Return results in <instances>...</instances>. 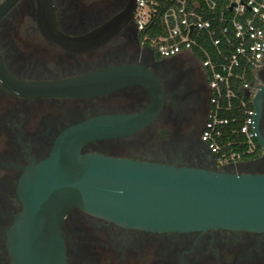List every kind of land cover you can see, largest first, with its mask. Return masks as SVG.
Here are the masks:
<instances>
[{"label":"flooded vegetation","instance_id":"obj_1","mask_svg":"<svg viewBox=\"0 0 264 264\" xmlns=\"http://www.w3.org/2000/svg\"><path fill=\"white\" fill-rule=\"evenodd\" d=\"M12 2L0 13V264H12L7 241L23 210L20 180L76 127L96 122V129L110 136L85 144V155L222 168L201 139L211 97L207 70L197 57L166 59L144 45L135 23L137 0ZM101 30L114 35L94 47ZM57 32L80 51L63 46ZM112 68L121 70L110 93L31 97L20 88ZM125 68L131 78L124 77ZM125 83L130 86L124 88ZM250 84L257 142L264 143V58ZM238 173L264 174V148ZM63 235L67 264H264V232L159 233L125 228L75 209L67 215Z\"/></svg>","mask_w":264,"mask_h":264},{"label":"water","instance_id":"obj_2","mask_svg":"<svg viewBox=\"0 0 264 264\" xmlns=\"http://www.w3.org/2000/svg\"><path fill=\"white\" fill-rule=\"evenodd\" d=\"M12 3L1 4L0 13ZM97 34L94 47L114 32ZM58 35L67 49L80 51ZM263 58L264 46L261 62ZM120 70L20 88L31 97L110 93ZM123 75L133 74L125 68ZM253 125L256 130L255 113ZM108 137L96 122L81 125L57 140L48 159L28 169L18 186L23 210L8 233L12 264H67L63 226L75 209L125 228L159 233L218 228L264 232V174H239V166L205 170L82 153L88 142ZM258 143L264 148L260 139Z\"/></svg>","mask_w":264,"mask_h":264},{"label":"built area","instance_id":"obj_3","mask_svg":"<svg viewBox=\"0 0 264 264\" xmlns=\"http://www.w3.org/2000/svg\"><path fill=\"white\" fill-rule=\"evenodd\" d=\"M158 18L162 33L143 44L166 59L194 55L207 70L211 97L201 139L218 166L258 157L250 82L261 64L264 0H138L140 34Z\"/></svg>","mask_w":264,"mask_h":264},{"label":"trees","instance_id":"obj_4","mask_svg":"<svg viewBox=\"0 0 264 264\" xmlns=\"http://www.w3.org/2000/svg\"><path fill=\"white\" fill-rule=\"evenodd\" d=\"M161 34L162 33V23H161V19L158 18L154 21V23L152 25L149 26V28L143 32L142 34H140V38L141 41H143L145 36H150V37H155L156 34ZM259 157V156H258ZM255 157L254 159L258 158Z\"/></svg>","mask_w":264,"mask_h":264},{"label":"crops","instance_id":"obj_5","mask_svg":"<svg viewBox=\"0 0 264 264\" xmlns=\"http://www.w3.org/2000/svg\"><path fill=\"white\" fill-rule=\"evenodd\" d=\"M189 56H194V55H190V54H188ZM195 57V56H194Z\"/></svg>","mask_w":264,"mask_h":264}]
</instances>
